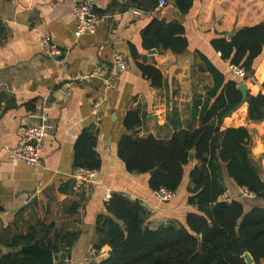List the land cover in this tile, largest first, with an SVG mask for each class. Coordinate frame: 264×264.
I'll list each match as a JSON object with an SVG mask.
<instances>
[{
	"label": "crops",
	"instance_id": "obj_1",
	"mask_svg": "<svg viewBox=\"0 0 264 264\" xmlns=\"http://www.w3.org/2000/svg\"><path fill=\"white\" fill-rule=\"evenodd\" d=\"M141 1L0 0V239L25 235L38 224L53 225L51 235L77 233L74 246L62 252L70 257L55 264H100L109 258V245L95 248L97 219L106 214L108 194L139 201L149 212L147 223L153 229L171 221L185 225L188 214L198 213L188 202L195 160L185 167L175 198L166 203L154 196L149 174L127 171L118 156L119 141L129 134L126 115L138 110L142 121L138 137L169 139L180 130L198 129L200 121L192 116L194 102L198 98L204 102L214 87L206 61L227 81L237 80L232 65L221 59L212 42L264 23V0H193L187 14L177 11L172 0L148 11L137 7ZM79 2L90 3L98 14L109 16L95 34L75 37L72 8ZM133 9H140L142 15L134 16ZM155 19L184 27L188 47L183 54L143 47L142 32ZM44 37L64 51L63 63L46 55ZM117 53L125 56L131 69L116 80L112 90L96 80L70 79L108 74ZM138 64L159 69L164 86L152 87ZM242 82L250 95H264V48L250 77ZM96 102L100 105L95 113ZM29 125L46 127L48 132L37 167L14 158L21 144L20 128ZM92 125L97 127L101 168L96 183L79 184L73 178L75 144ZM240 127L251 135L250 154L264 182V121L249 118L247 101L228 114L220 128ZM223 180L224 200L240 201L245 213L264 208V198L241 197V187L229 176L227 165H223Z\"/></svg>",
	"mask_w": 264,
	"mask_h": 264
},
{
	"label": "trees",
	"instance_id": "obj_2",
	"mask_svg": "<svg viewBox=\"0 0 264 264\" xmlns=\"http://www.w3.org/2000/svg\"><path fill=\"white\" fill-rule=\"evenodd\" d=\"M172 1L183 14L193 6V0ZM137 7L144 11L155 10L158 1L143 0ZM184 35L182 25L155 19L142 32L143 47L180 55L188 47ZM212 46L223 61L243 67L248 78L255 60L263 52L264 23L244 28L229 40L216 39ZM132 53L136 57L134 50ZM206 64L214 87L206 94L204 102L202 98L194 102L192 116L200 121L198 129L180 130L169 139H157L153 135L138 137L141 117L138 110H130L124 121L129 134L122 136L118 144V156L129 173L155 171L149 181L151 189L164 188L174 193L183 182L185 167L191 162L190 154L194 151L196 162L190 175L188 202L198 213L188 214L185 225L171 221L153 229L147 223L149 212L139 201L113 194L106 204V214L97 219L95 248L104 245L111 248L109 258L100 264H247L245 252L251 254L255 264L264 261V208L256 207L245 213L240 201L223 198L226 193L223 165H227L229 176L238 186L264 198V182L250 154L249 131L244 127L223 131L220 128L224 118L243 103L238 90L241 81H227L216 67L208 61ZM138 65L152 87L161 89L164 86L159 69ZM247 103L249 118L264 121V95L249 94ZM27 109L33 111L34 106L28 104ZM97 133L96 125H92L78 138L76 170H100ZM53 227L38 224L25 235L0 239V247L9 250L3 252L0 248V264H41L32 253L20 250L36 241L56 254L69 251L78 240V234L55 232L51 235Z\"/></svg>",
	"mask_w": 264,
	"mask_h": 264
},
{
	"label": "built area",
	"instance_id": "obj_3",
	"mask_svg": "<svg viewBox=\"0 0 264 264\" xmlns=\"http://www.w3.org/2000/svg\"><path fill=\"white\" fill-rule=\"evenodd\" d=\"M40 1V0H31ZM158 8H163L167 5L166 0H157ZM132 14L136 17L142 15L140 9H133ZM72 16L76 20L77 27L75 37H81L84 34H95L98 27L108 21V15L98 14L93 6L87 2H79L72 8ZM1 23V22H0ZM44 51L47 56L56 59L59 63L64 62V51L48 38L44 37L41 40ZM131 69L130 62L120 53L114 55L111 64V70L106 75H98L92 73L86 76H74L70 78L72 81L84 82L86 80H96L100 82L106 89L112 90L115 86L116 80L123 74L129 72ZM231 72L234 78L239 81L247 79V71L241 66H231ZM99 103L94 105V112L99 108ZM21 144L18 151L14 154V158L23 162L24 164L37 167L41 164L43 144L48 136L46 127L40 126H22L20 128ZM97 170H88L80 168L75 171L74 180L79 184H94L96 183ZM154 196L161 202H170L175 198L176 193L160 188L153 192ZM256 195L249 191L246 187H241L242 198H253ZM111 194L107 195V200L111 199ZM227 201V200H226ZM230 201V200H228Z\"/></svg>",
	"mask_w": 264,
	"mask_h": 264
},
{
	"label": "water",
	"instance_id": "obj_4",
	"mask_svg": "<svg viewBox=\"0 0 264 264\" xmlns=\"http://www.w3.org/2000/svg\"><path fill=\"white\" fill-rule=\"evenodd\" d=\"M177 11H179L178 8H177ZM236 32H238V31H234V32L229 33L227 35V39L229 40V39L233 38L235 36ZM152 51H155V50H152ZM151 53H153V52H151ZM238 90L242 93L243 102H246L248 99V95H249L246 84L244 82H241L238 86ZM190 160L191 161L195 160V152L194 151H192L190 154ZM155 173L156 172L153 171L149 175L152 177L155 175ZM146 226L147 225L145 224L143 227L145 228ZM123 227H125V226L123 225ZM21 250L32 253L39 260V262L41 264H55L57 262L64 261L67 257L68 258L70 257L66 253L56 254L50 249L43 248L39 244L38 241H36L35 243H33L31 245L23 246L21 248ZM244 259H245L247 264H254V259L249 252H245Z\"/></svg>",
	"mask_w": 264,
	"mask_h": 264
}]
</instances>
